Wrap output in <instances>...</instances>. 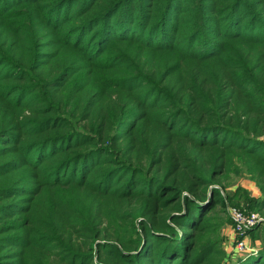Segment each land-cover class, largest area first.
I'll list each match as a JSON object with an SVG mask.
<instances>
[{"label": "trees", "instance_id": "trees-1", "mask_svg": "<svg viewBox=\"0 0 264 264\" xmlns=\"http://www.w3.org/2000/svg\"><path fill=\"white\" fill-rule=\"evenodd\" d=\"M241 198L264 0H0V264H264L225 247Z\"/></svg>", "mask_w": 264, "mask_h": 264}, {"label": "rangeland", "instance_id": "rangeland-1", "mask_svg": "<svg viewBox=\"0 0 264 264\" xmlns=\"http://www.w3.org/2000/svg\"><path fill=\"white\" fill-rule=\"evenodd\" d=\"M224 183V188H225V192H227L229 195L234 193L237 188L241 187L244 190H246L249 195L251 196V198H261L262 197V193L259 189V187L256 185L255 182L251 181L249 179V177L247 175H245L244 173L242 174H233V176L228 177L227 179H225L223 181ZM239 203H237L236 208L241 210L242 212H244L246 215H251V214H257L260 217V222L257 225V230H256V235L257 237L252 238L251 235H247L246 236V241H247V245L248 248L250 247L251 249H257L258 247L261 248L263 246L264 243V213H259L257 211L251 210L249 205L246 202V199L241 198L240 201H238ZM234 226L233 223L231 226H228L225 231L224 234L226 236V249L230 252L233 253L232 250V242L233 240L237 237V235H235V230H234ZM228 231H230V233H228ZM258 248V249H259ZM247 255H243L240 256V258H246ZM238 256L236 255L233 258V263H236L238 261Z\"/></svg>", "mask_w": 264, "mask_h": 264}, {"label": "built area", "instance_id": "built-area-1", "mask_svg": "<svg viewBox=\"0 0 264 264\" xmlns=\"http://www.w3.org/2000/svg\"><path fill=\"white\" fill-rule=\"evenodd\" d=\"M230 216L234 226L235 235L237 237L232 242L233 253L237 256L248 255L255 249L248 248L245 233L252 230L260 222V217L257 214L246 215L244 212L237 208L230 209ZM239 236H244L242 239Z\"/></svg>", "mask_w": 264, "mask_h": 264}, {"label": "crops", "instance_id": "crops-1", "mask_svg": "<svg viewBox=\"0 0 264 264\" xmlns=\"http://www.w3.org/2000/svg\"><path fill=\"white\" fill-rule=\"evenodd\" d=\"M228 233H230V231H228Z\"/></svg>", "mask_w": 264, "mask_h": 264}]
</instances>
